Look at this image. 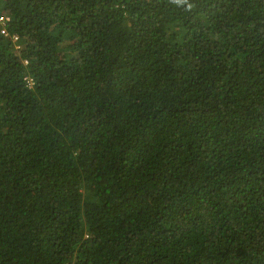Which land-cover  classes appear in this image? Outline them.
Returning a JSON list of instances; mask_svg holds the SVG:
<instances>
[{
    "label": "trees",
    "instance_id": "trees-1",
    "mask_svg": "<svg viewBox=\"0 0 264 264\" xmlns=\"http://www.w3.org/2000/svg\"><path fill=\"white\" fill-rule=\"evenodd\" d=\"M0 12V264H264V0Z\"/></svg>",
    "mask_w": 264,
    "mask_h": 264
},
{
    "label": "built area",
    "instance_id": "built-area-1",
    "mask_svg": "<svg viewBox=\"0 0 264 264\" xmlns=\"http://www.w3.org/2000/svg\"><path fill=\"white\" fill-rule=\"evenodd\" d=\"M10 18L8 15H6L4 12H0V26H1V32L4 34H7V30L5 28L6 22L9 21Z\"/></svg>",
    "mask_w": 264,
    "mask_h": 264
}]
</instances>
